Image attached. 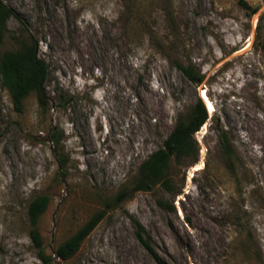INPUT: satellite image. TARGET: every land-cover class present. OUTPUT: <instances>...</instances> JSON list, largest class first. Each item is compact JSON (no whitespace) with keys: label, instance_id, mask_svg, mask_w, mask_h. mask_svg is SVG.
<instances>
[{"label":"rangeland","instance_id":"rangeland-1","mask_svg":"<svg viewBox=\"0 0 264 264\" xmlns=\"http://www.w3.org/2000/svg\"><path fill=\"white\" fill-rule=\"evenodd\" d=\"M2 1L14 15L0 58L33 39L46 104L31 91L17 110L0 75V264H43L41 249L49 264H159L133 219L166 264H264V0ZM202 89L213 110L194 133L196 161L172 158L167 184L140 177ZM40 194L38 247L27 211ZM103 208L60 259L58 245Z\"/></svg>","mask_w":264,"mask_h":264},{"label":"trees","instance_id":"trees-1","mask_svg":"<svg viewBox=\"0 0 264 264\" xmlns=\"http://www.w3.org/2000/svg\"><path fill=\"white\" fill-rule=\"evenodd\" d=\"M242 6L249 9L245 0H239ZM255 10V8H252ZM14 12L2 0H0V42H2L6 27L5 21L8 17L13 16ZM260 31V28L257 29ZM264 52V43L262 44ZM183 74L192 82L200 83L203 76L199 75L191 65H178ZM0 75L3 83L7 86L13 104L17 110H21L25 97L31 92H35L41 105L46 104V64L44 60L37 55L36 43L29 38L22 41L21 47L15 51H6L0 58ZM208 108L201 98H197L187 115L179 116L171 132L166 136L163 145L153 151L148 158L143 160L139 166V176L144 177L147 181L153 180L167 184L168 174L167 167L172 158L188 156L196 161L198 156V144L194 138V133L208 118ZM219 145L228 166L233 170V145L227 135L226 129L217 127ZM52 141L58 144L60 141L56 133L52 134ZM144 179V180H145ZM127 195L126 190L117 193L114 203L123 200ZM49 203V197L46 194L36 196L29 204L28 217L31 223L30 236L36 246H41L36 223L39 216L45 211ZM109 203L106 204L108 206ZM106 208V207H105ZM105 208L96 211L80 228H78L70 237L64 240L55 249L56 255L60 259H68L73 256L79 248L83 239L94 228L105 213ZM136 228V237L142 246L152 255L154 260L159 264H166L162 258L153 250L149 237L145 234L142 224L133 219ZM39 258L43 264H49L51 257L46 255L42 249L38 252Z\"/></svg>","mask_w":264,"mask_h":264},{"label":"bare ground","instance_id":"bare-ground-1","mask_svg":"<svg viewBox=\"0 0 264 264\" xmlns=\"http://www.w3.org/2000/svg\"><path fill=\"white\" fill-rule=\"evenodd\" d=\"M200 97H201V98L203 99V101L205 102V104H206L208 110H209V111H210V110H213V105H212L210 99L208 98L206 92H205L203 89L200 91ZM0 240H1V239H0Z\"/></svg>","mask_w":264,"mask_h":264}]
</instances>
